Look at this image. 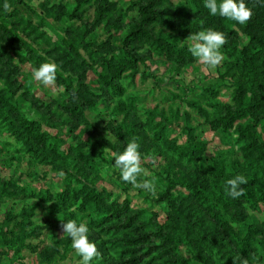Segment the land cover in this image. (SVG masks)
<instances>
[{"label":"rangeland","instance_id":"obj_1","mask_svg":"<svg viewBox=\"0 0 264 264\" xmlns=\"http://www.w3.org/2000/svg\"><path fill=\"white\" fill-rule=\"evenodd\" d=\"M182 1L8 0L6 13L0 0V264H80L62 235L69 219L89 228L100 252L91 264H232L238 254L264 264V203L224 191L264 167V5L251 32L226 36L258 47L252 74L223 47L215 69L191 55L176 25ZM174 44L190 56L176 62ZM44 62L58 65L55 87L32 77ZM235 81L258 111L255 148L223 131L225 113L209 105L232 102ZM132 139L155 196L111 166ZM167 142L207 149L187 162ZM220 155L251 166L208 170ZM100 209L108 216L90 221Z\"/></svg>","mask_w":264,"mask_h":264},{"label":"trees","instance_id":"obj_2","mask_svg":"<svg viewBox=\"0 0 264 264\" xmlns=\"http://www.w3.org/2000/svg\"><path fill=\"white\" fill-rule=\"evenodd\" d=\"M247 1L250 3L247 4ZM253 0H245L246 5L252 9L253 16L252 18L244 25H240L233 20L226 19L219 15L213 16L209 13L208 9L204 7V0H183L180 2V8L176 10V16L178 18L177 28H179V33L182 37H189L191 34H194L200 30L212 28L217 31H221L227 35H238V30L242 32H251V29L254 28L253 18L260 8V5H264V0H255V7ZM262 5V7H263ZM191 6V7H190ZM145 11V8L142 9ZM227 43L223 46V51L227 56L232 57L236 61L237 66L242 65V68L250 70L253 74L255 71V66H253V60L255 59V53H257L261 47L264 51V45H256L242 48H237L236 45L231 43L227 39ZM230 42V43H229ZM189 45V43H188ZM185 44L183 45H173V52L176 54V62H181L184 59V56H190L188 51L185 50ZM184 50L186 51L184 53ZM249 50H252L251 54L248 53ZM234 94L232 96V102L217 100L211 101L210 106L218 108V110L225 113V117L222 120V130L230 132L234 130L236 136L234 140L241 142L243 136L246 134L250 136L252 141L244 143V147L255 148L258 147L256 144L258 135L255 133V126L259 123V115L255 103H251L247 100L245 96L244 83L242 81L234 82ZM192 106L196 107L197 111L205 112L201 105L192 101ZM160 128L156 129V134L159 136ZM228 132V133H229ZM161 136V135H160ZM166 138L163 137L162 140ZM168 145L173 151L177 154L179 158H184L187 162L190 161L195 153L193 150L197 149H207L204 145H175L170 142H167ZM172 145V146H171ZM242 146V145H241ZM190 151H187V149ZM212 163L208 165V170L212 172H218L220 175H227L228 173H233L239 169L240 166H251L250 161H241L240 159H226L224 156H216L213 158ZM249 181L252 183V188L250 190L245 189V195H242L253 208H258L261 203H264V167H261L259 171H251L249 175ZM129 204V203H127ZM107 210L100 209L96 210L94 214H91L89 219L92 222L100 223L108 216L104 213ZM258 242V241H257Z\"/></svg>","mask_w":264,"mask_h":264},{"label":"clouds","instance_id":"obj_3","mask_svg":"<svg viewBox=\"0 0 264 264\" xmlns=\"http://www.w3.org/2000/svg\"><path fill=\"white\" fill-rule=\"evenodd\" d=\"M204 7L211 15H219L240 25L246 24L253 16L252 9L246 5L245 0H204ZM3 10L6 13L13 10L8 0L4 2ZM189 40L188 51L206 68L215 69L225 59L221 48L228 41L223 32L207 28L191 34ZM57 71L58 65L55 62H44L38 67H33L31 74L33 79L40 84L55 87ZM3 86L0 83V87ZM139 147L135 139L129 140L122 152L112 153L114 163H111V166L119 170L123 182L155 196L156 185L153 180L146 178L147 173L142 167ZM248 182L244 175L237 174L225 181L224 191L232 199H238L245 195L242 185ZM61 229L62 235L70 238L72 249L80 257V264H91L94 258L100 257L96 244L88 238L89 228L86 223H77L76 220L69 219L62 222ZM232 264H249V261L238 254L232 257Z\"/></svg>","mask_w":264,"mask_h":264}]
</instances>
